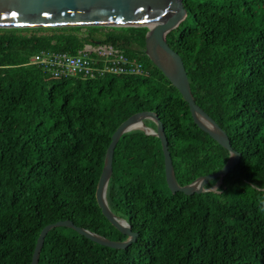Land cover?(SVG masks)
Segmentation results:
<instances>
[{"label":"trees","instance_id":"1","mask_svg":"<svg viewBox=\"0 0 264 264\" xmlns=\"http://www.w3.org/2000/svg\"><path fill=\"white\" fill-rule=\"evenodd\" d=\"M183 1L186 18L167 41L196 102L228 133L240 161L217 190L173 193L161 139L141 128L125 132L107 199L137 240L113 248L57 226L38 264H264V0ZM148 29L0 27V264H31L42 229L59 220L128 238L103 214L96 188L114 131L136 112L162 120L180 184L227 162L229 150L195 123L146 54ZM84 42L112 43L148 73L56 79L30 63L41 49L75 53Z\"/></svg>","mask_w":264,"mask_h":264},{"label":"water","instance_id":"2","mask_svg":"<svg viewBox=\"0 0 264 264\" xmlns=\"http://www.w3.org/2000/svg\"><path fill=\"white\" fill-rule=\"evenodd\" d=\"M187 10L183 0H0V27H49V26H147L145 52L162 70L165 76L180 91L188 102L195 123L212 138L229 150L225 165L214 172L200 175L187 184L177 180L165 127L155 111H139L125 119L114 131L107 148L103 170L96 188V199L105 217L128 238L115 240L98 232L77 225L73 220H59L47 224L41 231L32 256L31 264H38L41 250L48 232L57 226L73 228L80 234L99 244L126 248L138 238L130 223L111 209L107 189L113 174V159L116 145L121 136L130 130L141 128L147 134L161 139L165 177L173 193H201L217 190L224 177L238 164L241 152L231 143L228 133L195 100L186 67L181 55L173 49L167 34L178 27L186 18ZM145 119L156 123V129L149 127ZM218 178L212 187L207 184Z\"/></svg>","mask_w":264,"mask_h":264},{"label":"built area","instance_id":"3","mask_svg":"<svg viewBox=\"0 0 264 264\" xmlns=\"http://www.w3.org/2000/svg\"><path fill=\"white\" fill-rule=\"evenodd\" d=\"M30 63L56 79L148 73L138 59L129 57L122 48L101 42H84L75 53L41 49L31 57Z\"/></svg>","mask_w":264,"mask_h":264}]
</instances>
